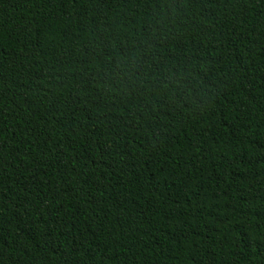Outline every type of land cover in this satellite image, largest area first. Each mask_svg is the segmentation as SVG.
Wrapping results in <instances>:
<instances>
[{
  "label": "trees",
  "instance_id": "16d2710c",
  "mask_svg": "<svg viewBox=\"0 0 264 264\" xmlns=\"http://www.w3.org/2000/svg\"><path fill=\"white\" fill-rule=\"evenodd\" d=\"M0 264H264V0H0Z\"/></svg>",
  "mask_w": 264,
  "mask_h": 264
}]
</instances>
